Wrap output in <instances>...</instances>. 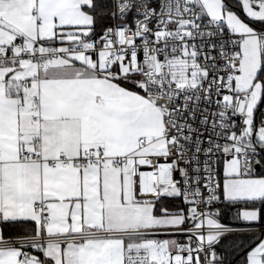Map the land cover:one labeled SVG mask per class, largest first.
Masks as SVG:
<instances>
[{"label": "crops", "instance_id": "crops-1", "mask_svg": "<svg viewBox=\"0 0 264 264\" xmlns=\"http://www.w3.org/2000/svg\"><path fill=\"white\" fill-rule=\"evenodd\" d=\"M202 1L211 16L224 19L232 30L246 36L240 74L247 81L261 82L264 32L259 33L235 11L226 10L222 0ZM240 1L249 18L264 20V0ZM92 4L93 0H0V45L19 40L33 44L39 37L84 38L94 23L88 10ZM119 78L98 75L68 59L0 66V221L33 223L30 235L17 236L4 234L0 224V239L182 223L180 210L164 208L157 214L156 202L134 200L132 169L115 165L126 154L164 150V145H158L163 141V113L141 89L129 88ZM21 92L28 96L21 97ZM34 95L39 96L38 102ZM261 101L262 95L255 111ZM142 136L147 137L144 145L139 142ZM254 136L264 145V129ZM61 151L72 158L95 155L99 162L86 168L71 164L54 168L51 162ZM24 152L39 153L41 159H24ZM232 161H220L224 200L263 199L264 175L255 174L254 168L244 172L238 161L230 167ZM169 189L164 195H173ZM41 201L48 203V221L42 211L33 208ZM239 213L242 221L264 222L258 208L243 207ZM165 238L173 240L155 246L157 252L148 248L159 263L169 258L180 241ZM139 240L53 242L43 251L30 248L25 261L20 260L22 247L0 248V264H125L128 248L143 247ZM247 264H264V237L249 251Z\"/></svg>", "mask_w": 264, "mask_h": 264}, {"label": "built area", "instance_id": "built-area-1", "mask_svg": "<svg viewBox=\"0 0 264 264\" xmlns=\"http://www.w3.org/2000/svg\"><path fill=\"white\" fill-rule=\"evenodd\" d=\"M113 7V23L99 35L1 44L0 66L68 59L98 75L134 74L136 87L163 113L164 150L126 154L115 165L132 169V197L138 202H156L166 188L176 187L174 195L187 205L184 220L174 226L4 238L0 248L22 247L20 260L25 261L30 248L43 251L53 242L178 237L167 264H175V255L179 264H216L221 259L216 245L224 236L264 234L263 221H225L218 210L224 201L220 161H238L248 173L264 155V145L254 136L264 129V112L256 121V111L248 110L255 98L252 88L237 87L246 36L232 30L224 19L211 16L202 0H113ZM33 100L38 102L39 96ZM146 141V136L139 138L142 145ZM22 158L39 160L41 156L24 152ZM98 162L95 155L72 158L61 151L51 165L86 168ZM33 208L43 212L44 221L49 220L47 201L36 202ZM125 264L160 263L148 248L132 247L125 252Z\"/></svg>", "mask_w": 264, "mask_h": 264}, {"label": "trees", "instance_id": "trees-1", "mask_svg": "<svg viewBox=\"0 0 264 264\" xmlns=\"http://www.w3.org/2000/svg\"><path fill=\"white\" fill-rule=\"evenodd\" d=\"M226 10H232L238 13L248 24H250L259 33L264 32V20L249 18L243 8L240 0H222ZM258 1V0H257ZM113 0H93V4L88 8L93 15L94 23L90 35H99L113 23ZM262 46L263 63L262 68L258 74V79L263 84L262 101L256 110V121L260 119L264 112V40ZM120 82L129 87L138 89L135 85L134 74H124L119 78ZM254 173L257 175H264V155L260 158V163L254 166ZM243 207L258 208L261 211L264 220V198L256 201H226L218 205L219 215L225 221L239 222L240 209ZM173 211H187V205L182 202L180 196L163 195L156 201V213L159 214L163 209ZM4 234L30 235L33 223L29 221H0ZM264 235L259 232L252 233H238L226 235L220 239L216 248L221 254V259L216 264H247L249 251L258 244Z\"/></svg>", "mask_w": 264, "mask_h": 264}, {"label": "rangeland", "instance_id": "rangeland-1", "mask_svg": "<svg viewBox=\"0 0 264 264\" xmlns=\"http://www.w3.org/2000/svg\"><path fill=\"white\" fill-rule=\"evenodd\" d=\"M237 87L241 88L242 90H247L249 88H252V93L255 96V98L250 102L248 110L250 112H255V107L259 103V101L261 99V95H262L261 82L258 81L256 83H254L253 81H247V80H245L244 73H241L237 76ZM158 145H159V148H161L164 145V141L159 140ZM237 164L238 163L236 161H232V162H230L229 166L235 167V166H237ZM175 192H178V189L176 187H170L169 193H173V195H174ZM165 240H168V241L171 240L172 241L173 239L172 238H165V237L143 238V239H140L139 241L142 243L144 248H149L151 251L154 250L155 252H157V249H154V247L159 245L160 243H162V245H163L165 243ZM169 259L170 258L164 257L160 261V264L169 263ZM174 261H175V264H179L178 263V261H179L178 255L174 256Z\"/></svg>", "mask_w": 264, "mask_h": 264}]
</instances>
